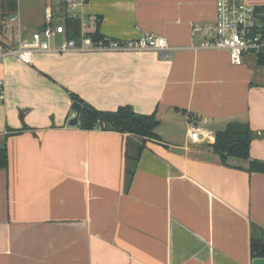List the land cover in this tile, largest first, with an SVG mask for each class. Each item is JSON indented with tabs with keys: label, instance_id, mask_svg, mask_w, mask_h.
<instances>
[{
	"label": "crops",
	"instance_id": "0c3cea01",
	"mask_svg": "<svg viewBox=\"0 0 264 264\" xmlns=\"http://www.w3.org/2000/svg\"><path fill=\"white\" fill-rule=\"evenodd\" d=\"M65 1H20L8 28L15 14L3 18L0 0V43L42 28L46 11L64 25ZM77 14L96 21L100 37L150 33L171 50L0 60V264H252L264 174L248 173L249 160L222 165L210 146L228 123H247L250 160L264 163V72L255 59L237 67L225 51L199 49L215 0H83ZM72 96L102 112L155 115L157 139L142 144L131 182L128 136L69 126Z\"/></svg>",
	"mask_w": 264,
	"mask_h": 264
},
{
	"label": "built area",
	"instance_id": "2783aa9c",
	"mask_svg": "<svg viewBox=\"0 0 264 264\" xmlns=\"http://www.w3.org/2000/svg\"><path fill=\"white\" fill-rule=\"evenodd\" d=\"M20 1L16 0L17 4ZM83 0H66L69 11L68 19L79 23L76 38H68L63 24H54L49 11L45 14V24L29 37H21L14 46L0 43V60L15 56L21 63L30 65L35 54L68 51H146L167 55L171 48L168 41L150 33H143L129 41L112 40L104 37L94 39L92 30L97 22L79 16L77 10ZM215 22L213 26L202 30L205 35L199 49L225 51L233 66H242L248 56L257 57L264 54V16L247 4L246 0H215ZM19 24L17 14L7 20ZM59 41V42H58ZM54 44V46H52ZM3 93V82L0 80V96ZM190 140L199 137L196 127H190Z\"/></svg>",
	"mask_w": 264,
	"mask_h": 264
},
{
	"label": "trees",
	"instance_id": "16d2710c",
	"mask_svg": "<svg viewBox=\"0 0 264 264\" xmlns=\"http://www.w3.org/2000/svg\"><path fill=\"white\" fill-rule=\"evenodd\" d=\"M2 17L10 16L17 11L16 0H1ZM264 16V9L261 10ZM64 27L67 30L68 38H76L79 32V23L76 20L66 18ZM99 39L96 33L92 36ZM256 65L264 68V54L255 58ZM73 102L82 105L79 116V128L90 131L99 129L106 132H116L127 135L125 159L130 164L129 182L133 177L135 165L140 157L144 147L142 144L148 139H157L154 133L158 122L155 115H139L128 107H120L113 112H102L86 105L78 97L72 96ZM129 137H133L140 144L132 143ZM252 132L247 123L231 122L228 123L223 131L216 132L214 142L210 146L213 154H215L222 165L227 166L229 159L246 160L249 167L248 173L264 174V163L250 160V143L252 140ZM7 153L3 147L0 149V170L7 168ZM251 255L252 258H264V239H256L253 235L251 238Z\"/></svg>",
	"mask_w": 264,
	"mask_h": 264
},
{
	"label": "water",
	"instance_id": "95a60500",
	"mask_svg": "<svg viewBox=\"0 0 264 264\" xmlns=\"http://www.w3.org/2000/svg\"><path fill=\"white\" fill-rule=\"evenodd\" d=\"M34 32V31H32ZM82 110V105L78 102H73L71 105V111L75 113L73 119H71L68 123L69 126H76L79 120V116ZM252 264H264V258H255L252 261Z\"/></svg>",
	"mask_w": 264,
	"mask_h": 264
},
{
	"label": "rangeland",
	"instance_id": "374dc122",
	"mask_svg": "<svg viewBox=\"0 0 264 264\" xmlns=\"http://www.w3.org/2000/svg\"><path fill=\"white\" fill-rule=\"evenodd\" d=\"M20 3H21V2H20ZM20 3H19V4H20ZM20 5H22V3H21ZM21 8H22V7H21ZM25 8H27V7L25 6ZM28 17H29V18L32 17V18L34 19V13L31 15V17L27 14L24 18L27 19ZM39 17H42V16H40V14H39ZM39 20H41V19H39ZM6 23H7V25H8V28L11 27V26H9L10 24L8 23V21H6ZM40 29H41V28H40ZM247 59H248V61L251 62V64H254V59H255V57H253V56H248ZM254 65H255V64H254ZM256 68H257V69H260V71L262 70V71L264 72V68H260V67L258 68L257 66H256ZM258 235H260V236H258ZM254 237H255L256 239H264V236L261 235V234L258 233V232L254 235Z\"/></svg>",
	"mask_w": 264,
	"mask_h": 264
}]
</instances>
